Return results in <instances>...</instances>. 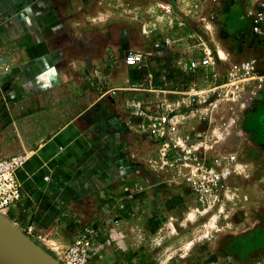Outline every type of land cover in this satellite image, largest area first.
<instances>
[{
    "label": "crops",
    "instance_id": "1",
    "mask_svg": "<svg viewBox=\"0 0 264 264\" xmlns=\"http://www.w3.org/2000/svg\"><path fill=\"white\" fill-rule=\"evenodd\" d=\"M192 5L32 0L28 32L29 22L0 13V159L26 158L7 219L32 224L28 237L52 257L89 228V264H203L227 251L206 233L210 217L200 218L158 164L160 143L138 128L136 106L179 100L183 89L170 87L167 67L143 73L124 62L129 52L157 61L176 52L164 42L181 36ZM182 126L202 129L192 116Z\"/></svg>",
    "mask_w": 264,
    "mask_h": 264
},
{
    "label": "rangeland",
    "instance_id": "2",
    "mask_svg": "<svg viewBox=\"0 0 264 264\" xmlns=\"http://www.w3.org/2000/svg\"><path fill=\"white\" fill-rule=\"evenodd\" d=\"M225 1V7L210 10L203 0H192L191 9L186 11L187 23L181 36L170 45L164 42L165 46L173 45L178 50L167 52V56L160 57L159 61L147 57L140 65V71L146 73L151 68L167 67L172 70V89H199L203 86L204 76L200 72L187 70L186 61H181L182 56L176 63L172 62L171 57L175 53L187 59L189 53L194 56L211 52L212 75L208 77V82L215 85L223 82L225 76L245 59L261 60L264 68V46L250 34L248 22L242 17L245 0ZM1 12L10 15L8 20L16 22L20 17L21 23L29 22V25H21V32H28L29 29L32 31V0L8 5L0 0ZM3 14H0V24L4 19ZM167 101L170 104L169 110H172L174 99L167 97ZM153 106L148 105L149 110ZM208 121L201 120L202 129L198 133L205 135L210 129L209 138L212 144L215 142L217 150L237 156L239 171L233 184L237 194L246 200L233 199L212 212L199 209L202 213L200 218L207 220L210 217L206 233L210 232L212 244L229 245L227 251L221 250L220 254L230 255L239 264H252L256 261L264 263V85L259 89L246 87L237 102L225 99L215 109L212 122L207 127L205 125ZM178 125L184 128L180 122ZM167 157H170L169 154L163 160L158 157L161 167ZM163 169L167 176L169 173L165 171L166 167ZM57 257L54 254V258Z\"/></svg>",
    "mask_w": 264,
    "mask_h": 264
},
{
    "label": "built area",
    "instance_id": "3",
    "mask_svg": "<svg viewBox=\"0 0 264 264\" xmlns=\"http://www.w3.org/2000/svg\"><path fill=\"white\" fill-rule=\"evenodd\" d=\"M203 2L210 10L226 6L225 0ZM243 6L242 17L248 22L250 34L264 46V0H245ZM124 62L140 68L144 62V55L129 52L124 56ZM212 64L213 57L209 51L187 60V70L200 72L204 76L203 86L199 89L194 87L183 89L178 93L181 98L171 103L174 106L172 110L168 108L169 101L164 100L152 108L153 112L149 107L141 106H138L137 111L140 117L138 128L161 145V160L169 154L170 157H167L163 167H166L168 175L177 179L182 186L185 201L198 209L210 212L224 207L233 199L246 200L244 196L237 194L233 184L239 171L238 158L233 153H222L217 150L215 142L212 144L209 138L210 129L204 135L180 128L178 122L182 124L184 116H192L200 123L201 120H209L205 125L208 127L215 109L225 99L237 102L246 87L259 89L264 85V68L261 60L248 58L241 61L225 76L223 82L216 85L208 82V77L212 75L210 70ZM25 162V156L19 155L0 159V213L6 218L7 211L14 208L22 197V186L17 172ZM19 230L30 236L33 226L29 224ZM95 234L96 230L89 228L74 236L61 254L57 255L59 263L89 264ZM203 264L239 263L228 254H216ZM252 264L264 263L256 261Z\"/></svg>",
    "mask_w": 264,
    "mask_h": 264
},
{
    "label": "water",
    "instance_id": "4",
    "mask_svg": "<svg viewBox=\"0 0 264 264\" xmlns=\"http://www.w3.org/2000/svg\"><path fill=\"white\" fill-rule=\"evenodd\" d=\"M0 264H60L0 213Z\"/></svg>",
    "mask_w": 264,
    "mask_h": 264
}]
</instances>
